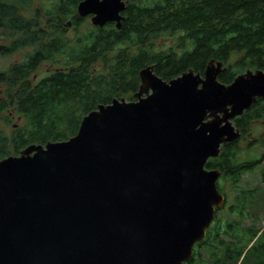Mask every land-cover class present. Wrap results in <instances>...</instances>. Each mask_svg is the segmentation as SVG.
Listing matches in <instances>:
<instances>
[{
    "label": "water",
    "instance_id": "95a60500",
    "mask_svg": "<svg viewBox=\"0 0 264 264\" xmlns=\"http://www.w3.org/2000/svg\"><path fill=\"white\" fill-rule=\"evenodd\" d=\"M127 1L76 13L120 28ZM225 69L211 59L166 80L149 64L131 99L99 104L73 136L1 158L0 264H185L225 203L206 163L264 99V67L229 83Z\"/></svg>",
    "mask_w": 264,
    "mask_h": 264
},
{
    "label": "trees",
    "instance_id": "16d2710c",
    "mask_svg": "<svg viewBox=\"0 0 264 264\" xmlns=\"http://www.w3.org/2000/svg\"><path fill=\"white\" fill-rule=\"evenodd\" d=\"M31 1L0 0V30L10 37L0 53L33 48L24 60L0 71V121L5 128L15 114L22 121L11 131L0 126V159L31 143L73 136L81 118L99 104L131 99L140 69L149 64L169 80L189 69L203 73L214 59L226 67L218 77L225 83L247 69L264 67L262 0H128L120 28L112 22L103 27L85 23L76 13L81 0H51L44 13L26 16ZM49 60L60 66L33 79L41 62ZM255 121L264 123V99L234 118L241 137L222 145L220 154L206 163L221 171L220 192L224 195L229 183L234 194L229 204L225 198L185 264H264V227H257L250 213L260 188L239 185L242 174L264 159V151L255 159H237L239 142ZM254 143L264 150V135ZM260 173L264 183V168ZM225 208L232 217L223 220L217 213ZM246 219L251 223L245 224Z\"/></svg>",
    "mask_w": 264,
    "mask_h": 264
},
{
    "label": "rangeland",
    "instance_id": "374dc122",
    "mask_svg": "<svg viewBox=\"0 0 264 264\" xmlns=\"http://www.w3.org/2000/svg\"><path fill=\"white\" fill-rule=\"evenodd\" d=\"M51 0H32L30 2V5L28 8L24 10V13L26 16L33 15V12L37 10L39 13L45 12V9L50 5ZM85 23H91L90 16L84 17ZM74 31L73 28L69 27L67 35L73 36ZM163 42L169 43L170 40L168 38H164ZM10 44V37L6 35L3 31L0 30V45H9ZM33 51V48L31 46L24 47L18 50H15L13 52L9 53H0V71L7 69L9 66H11L14 63H18L26 58V55ZM1 52V51H0ZM60 66L57 63H53L50 60L49 61H43L41 64L37 67V69L32 73L33 79H39L45 75H47L49 72H52L56 67ZM1 96V95H0ZM7 114L4 113L3 115ZM8 115H10L8 113ZM21 116L16 115L13 117L11 116V121L9 124V127L5 128L6 125L4 121H0V126L4 127L7 131H11L13 127L17 126L18 123H21ZM264 135V123L262 121H255L251 125V130L244 139L240 140L239 147H241V152L237 155V159L240 161L245 160H251L258 158L260 153H262L264 150L259 144H255L254 141L257 139H260ZM264 168V159L261 161V163L256 166L252 171L244 172L241 177V183L239 184L242 187L247 188H254L259 187V197H258V204L254 205L253 208L250 209V213L253 215L254 219H252V222H255L257 227H264V211H263V197H264V183L261 181V169ZM222 183V181H221ZM225 192V198L226 203H231L232 196L234 194V191H231V187L229 183H226L225 186H223ZM229 196V197H228ZM228 197V198H227ZM217 217L223 218V220H226L228 218H231L232 216L229 214V211H227V208L223 209L222 211L217 213ZM251 223V219H246L245 224Z\"/></svg>",
    "mask_w": 264,
    "mask_h": 264
}]
</instances>
